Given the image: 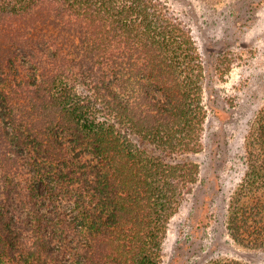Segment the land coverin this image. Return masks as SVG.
<instances>
[{
	"label": "trees",
	"instance_id": "obj_1",
	"mask_svg": "<svg viewBox=\"0 0 264 264\" xmlns=\"http://www.w3.org/2000/svg\"><path fill=\"white\" fill-rule=\"evenodd\" d=\"M203 73L157 0H0V264H161L200 173ZM243 154L225 228L264 251V105Z\"/></svg>",
	"mask_w": 264,
	"mask_h": 264
},
{
	"label": "rangeland",
	"instance_id": "obj_2",
	"mask_svg": "<svg viewBox=\"0 0 264 264\" xmlns=\"http://www.w3.org/2000/svg\"><path fill=\"white\" fill-rule=\"evenodd\" d=\"M157 1L182 22L198 49L207 111L201 151L186 156L199 167L198 181L170 222L161 264H264V251L237 245L225 228L230 196L245 168L244 136L264 105V0Z\"/></svg>",
	"mask_w": 264,
	"mask_h": 264
}]
</instances>
